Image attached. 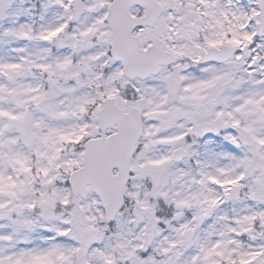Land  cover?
<instances>
[{"label":"snow or ice","instance_id":"obj_1","mask_svg":"<svg viewBox=\"0 0 264 264\" xmlns=\"http://www.w3.org/2000/svg\"><path fill=\"white\" fill-rule=\"evenodd\" d=\"M0 264H264V0H0Z\"/></svg>","mask_w":264,"mask_h":264}]
</instances>
